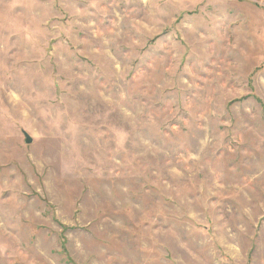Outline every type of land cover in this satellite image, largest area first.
Returning a JSON list of instances; mask_svg holds the SVG:
<instances>
[{
    "label": "rangeland",
    "instance_id": "obj_1",
    "mask_svg": "<svg viewBox=\"0 0 264 264\" xmlns=\"http://www.w3.org/2000/svg\"><path fill=\"white\" fill-rule=\"evenodd\" d=\"M0 264H264V0H0Z\"/></svg>",
    "mask_w": 264,
    "mask_h": 264
},
{
    "label": "water",
    "instance_id": "obj_2",
    "mask_svg": "<svg viewBox=\"0 0 264 264\" xmlns=\"http://www.w3.org/2000/svg\"><path fill=\"white\" fill-rule=\"evenodd\" d=\"M25 136H26V140H25V142H26V143L31 142V139L29 138V136H27V135H25Z\"/></svg>",
    "mask_w": 264,
    "mask_h": 264
}]
</instances>
